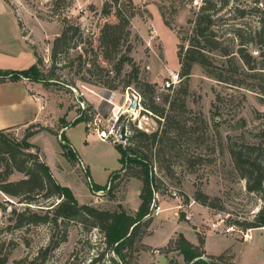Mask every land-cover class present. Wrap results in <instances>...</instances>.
<instances>
[{
    "label": "rangeland",
    "instance_id": "374dc122",
    "mask_svg": "<svg viewBox=\"0 0 264 264\" xmlns=\"http://www.w3.org/2000/svg\"><path fill=\"white\" fill-rule=\"evenodd\" d=\"M4 1L13 11L21 10L23 20L27 24L22 25L23 30L26 34L27 31L32 33L29 34V40L38 58L42 60L38 70L44 74L52 65V42L67 23L80 25L83 31L82 42L70 51L68 58L65 57L69 61L89 48L90 42L97 48L103 25L117 21L114 12L104 15V0ZM132 1L136 15L131 21V55L140 66L141 78L156 83L157 103L163 104L168 94L170 100L177 98L178 103L184 100L188 109L184 117L189 125L197 128L195 133L188 135L189 138L181 139L180 148L185 154L174 159V176H166L159 169L157 162L154 164L155 172L162 177L168 189L158 197L159 205L154 210L152 223L143 238L146 249L140 252L138 264H166L165 255L168 259L176 258L182 262V256L176 252H165L167 241L179 233H183L189 240L198 239V242L200 237L206 239L209 234L207 248L211 252L221 253L230 249L234 255L233 259L226 255L228 260L241 264H264V228L242 226V222L255 219L264 203L259 194L247 190L246 180L241 177L231 157L232 147L237 148L243 144L264 145V99L256 91L219 83L209 77L199 65L193 67L190 78H182L179 75L178 32L188 27V20L193 17L200 0ZM236 3L259 8L251 18L255 25L258 24L260 16L264 17V0L231 1V4ZM164 18L170 21L169 26L165 24ZM123 44V48H126V43ZM90 54L84 53L83 60L89 58ZM77 63L75 61L73 67H59L56 73L60 74L61 82L48 87L28 79L40 84L41 89L36 93L44 100L46 120L44 123H33L8 130L7 134L16 141H22L27 133L46 126L60 134L64 130L63 127L72 124L79 116H87L88 121L72 126L68 133L71 145L81 153L88 165L84 164V168L81 160L76 166L71 163L64 165L67 170H72L65 183L71 186L81 201L105 209H114L121 204L131 211H136L140 201L139 193L136 196V184L138 191L141 189L139 179L122 178L114 190V197L103 191H100V196H96V193H92L89 182L105 185L111 173L120 169V153L114 140L123 122H127L130 135L131 124L151 132L158 128V119L151 113L142 114L143 108H138L137 111L132 109L130 103L134 101L133 95L138 93L135 89L123 90L121 87L112 91L101 87L96 81L94 82L97 84H90L80 80L81 76L90 78V75L84 68L77 75ZM103 65L111 68L106 63ZM174 74L179 76L178 83L170 89H163L166 80ZM114 75L115 73H110L111 77ZM91 78L94 80V77ZM122 79L123 76L115 83L121 84ZM217 93L224 97L223 103L218 104V115L214 113L212 106ZM166 106L168 108L169 105ZM116 114L122 115V119L115 121ZM215 121H219L217 128H214ZM97 130L105 134H110L111 131L113 133L104 142L98 137ZM43 131L50 132L41 130L38 133ZM87 133L91 134L88 138ZM57 137L60 140V137ZM29 141H32L31 137ZM34 142L44 146L49 159L57 167V161L60 160L58 140L52 135L40 134L35 137ZM116 143L126 144L118 140ZM38 147V151H30L37 152L40 159L45 161L42 147ZM186 157L195 158V164L189 165ZM262 158L264 164V156ZM59 167L65 171L62 166ZM24 177L23 173L15 171L10 179L19 180ZM197 189L215 199L219 208H211L194 200ZM9 199L11 198L0 190V227L9 223L8 214L12 209L7 202ZM3 207L7 209L3 211ZM230 227L234 230L227 231ZM62 229V224L57 230H51L49 225H37L16 230L13 234L5 233L7 237H15L19 242L7 264H13L15 259L28 253L35 254L41 246L48 243L51 232H55L59 237ZM247 232L252 234L251 240L244 239V233ZM87 236L90 240H87ZM25 239L30 241V246L25 244ZM102 248L99 231L94 229L87 234L81 224L71 223L68 241L59 246L50 262L65 264L71 256H77L84 264ZM101 264H111L108 255Z\"/></svg>",
    "mask_w": 264,
    "mask_h": 264
},
{
    "label": "trees",
    "instance_id": "16d2710c",
    "mask_svg": "<svg viewBox=\"0 0 264 264\" xmlns=\"http://www.w3.org/2000/svg\"><path fill=\"white\" fill-rule=\"evenodd\" d=\"M231 1L200 0L193 17L188 20V27L178 32L179 75L188 79L193 67L199 65L209 77L219 83L256 91L264 99V17L260 16L258 24L255 25L251 18L259 8L231 4ZM132 2L104 0V15L114 12L117 21L103 25L97 48L90 42V47L84 49L83 53L80 52L75 59L67 61L65 57L68 58L70 51L78 47L83 39L81 26L67 23L52 42V65L47 73L38 70L42 60L36 53V63L27 69L0 68V83L27 78L48 87L61 82L60 74L56 73L59 67H73L77 61L76 74L84 68L90 75V78H79L86 83L97 84L94 82L96 81L101 87L112 91L121 87L123 90L135 89L142 98L141 113H151L157 117L159 126L156 130L148 132L131 124V134L126 144L115 142V147L120 153V169L111 173L105 185L89 183L92 193L103 191L114 197V190L122 178L139 179L141 189L137 210L131 211L121 204L114 209H105L91 203H80L71 188L55 179L49 165L40 159L39 154L30 151H38L39 147L30 142L29 138L41 130H48L60 137L62 155L72 165H78V154L64 132L59 134L51 128L39 127L38 130L27 133L22 141H16L8 136L9 129H0V190L11 198L7 202L12 206L8 214L9 223L0 227V264H7L13 250L19 245L15 237H7L5 233L13 234L16 230L37 225H49L51 230H57L62 224L64 229L59 237L55 232H51L46 245L41 246L35 254L28 253L15 259L13 264H52L50 261L55 251L63 242L68 241L71 223L81 224L87 234L96 229L102 237V250L84 264H101L106 255L111 264H138L140 252L146 249L143 238L152 223L154 210L159 205L158 197L168 189L162 177L155 172L154 164L157 162L159 169L166 176H174L176 170L173 161L185 154L180 148L181 139L189 138L188 135L195 133L197 128L189 125L184 117L188 111L184 100L178 103L177 98L170 100L168 94L163 104L157 103L156 83L141 78L140 66L131 55V21L136 15ZM165 18V24L169 26L170 21ZM124 42L126 48H123ZM84 53H91L85 61ZM101 60L111 68L103 65ZM110 73L115 75L111 77ZM121 76V84L115 83ZM91 77H94V80ZM223 101L224 97L217 93L212 104L216 115L219 113L218 104ZM122 117L121 115L120 119ZM88 120L87 116L81 115L70 126ZM218 124L219 121H215L214 128H217ZM263 156V144H243L231 148V157L241 177L246 180L247 190L259 194L264 203ZM194 159L186 157L191 166L195 164ZM15 171L23 173L25 177L11 180L10 177ZM194 200L211 208H219L215 199L201 189L195 192ZM6 209L2 208L3 211ZM242 226L264 228V204L255 219L242 222ZM87 240H90L89 236ZM25 244L30 246V241L25 239ZM165 252H176L182 256V262L169 258L167 264H239L226 257L229 255L233 259L234 254L230 249L218 255L209 254L205 249V238L200 237L196 244L183 233L170 238ZM65 264L82 263L77 256H71Z\"/></svg>",
    "mask_w": 264,
    "mask_h": 264
},
{
    "label": "crops",
    "instance_id": "0c3cea01",
    "mask_svg": "<svg viewBox=\"0 0 264 264\" xmlns=\"http://www.w3.org/2000/svg\"><path fill=\"white\" fill-rule=\"evenodd\" d=\"M23 24L27 25L25 20H23L21 10L15 12L12 10L11 6L6 1L0 0V68L11 69V70H23L31 67L33 64L36 63L37 61L36 52L33 45H31L32 42L29 40V34L32 33L27 31L26 34L22 27ZM40 89H41L40 84L35 83L33 81H29L26 78L17 81L0 83V129L11 130L18 127H26L33 123H40V122L44 123V120H46L45 111H44L46 106L43 98L40 97L38 93H36V91H40ZM71 127L72 126L68 125L67 127L62 128L64 129L62 132L65 133L67 139H69V142H70V138L68 132ZM40 134L52 135L58 140L59 148H60V150L58 151L59 153L58 157L60 160L57 161V167H55L51 162V160L49 159L44 146L42 144L34 142L35 137L39 136ZM90 135L91 134L87 133V138ZM31 138H32L31 141L32 143L38 144L42 147L45 162L49 165L55 179L60 184L71 188V186L65 183V179L68 176H70V172L72 170L69 171V169L67 170L66 166H64V165H69L70 162L62 155V148L58 137L50 132L43 131L33 135ZM76 152L78 154V158L84 164L88 165L84 160V158L82 157L81 153L78 150H76ZM59 166H62L63 169H65V171H63L62 168ZM91 178L93 179L92 175ZM136 186H137L136 189V196H137V194L140 193V191H138L139 187L137 184ZM71 190L73 191L72 188ZM73 193L80 203H87L86 201L79 200L78 196L74 191ZM208 235L209 234H207V237L205 239L206 251L209 254H213V255L220 254V253H213L207 248ZM190 241L196 244L198 243V239L196 241L193 240ZM153 246L156 247V245ZM165 258H166V262H168V258L166 257V255ZM239 264L241 263L239 262Z\"/></svg>",
    "mask_w": 264,
    "mask_h": 264
},
{
    "label": "built area",
    "instance_id": "2783aa9c",
    "mask_svg": "<svg viewBox=\"0 0 264 264\" xmlns=\"http://www.w3.org/2000/svg\"><path fill=\"white\" fill-rule=\"evenodd\" d=\"M178 81H179V76L176 75V74H174V75L171 76L170 79L166 80L165 84H164L162 87H163V89H170V88H172L173 86H175V84H177ZM133 96H134V98H135V97H138V105H139V108H143L142 105H141V100H142V98H141L140 94L137 93V95L134 94ZM128 97H129V94H128ZM128 99H129V98H128ZM130 104H132V102H131ZM118 119H120V114H119V115L116 114L115 121H118ZM119 132H120V130L118 131V135H116V139L114 140V142H116L117 140L119 141ZM111 133H113V131H111L110 134H111ZM97 134H98V137H99L102 141L107 140L108 137H109V135H110V134L102 133V132H100L99 130H97ZM82 166L85 168V165H84L83 162H82ZM100 193H101L100 191H97V192H96V196H100ZM233 230H234L233 227H230V228L227 229V231H233ZM244 239H245V240H251V239H252V234H250L249 232L244 233Z\"/></svg>",
    "mask_w": 264,
    "mask_h": 264
},
{
    "label": "water",
    "instance_id": "95a60500",
    "mask_svg": "<svg viewBox=\"0 0 264 264\" xmlns=\"http://www.w3.org/2000/svg\"><path fill=\"white\" fill-rule=\"evenodd\" d=\"M139 105H138V97L134 98V101L132 103V109L133 110H138ZM129 138L128 134V125L127 122H123L120 126V132H119V141L121 142H126Z\"/></svg>",
    "mask_w": 264,
    "mask_h": 264
},
{
    "label": "bare ground",
    "instance_id": "6f19581e",
    "mask_svg": "<svg viewBox=\"0 0 264 264\" xmlns=\"http://www.w3.org/2000/svg\"><path fill=\"white\" fill-rule=\"evenodd\" d=\"M135 111H137V110H135Z\"/></svg>",
    "mask_w": 264,
    "mask_h": 264
}]
</instances>
